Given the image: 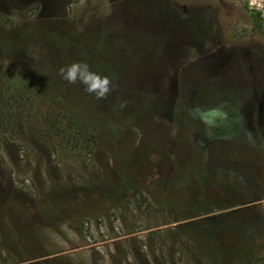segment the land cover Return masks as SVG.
Wrapping results in <instances>:
<instances>
[{
  "label": "rangeland",
  "instance_id": "obj_1",
  "mask_svg": "<svg viewBox=\"0 0 264 264\" xmlns=\"http://www.w3.org/2000/svg\"><path fill=\"white\" fill-rule=\"evenodd\" d=\"M0 264H264V0H0Z\"/></svg>",
  "mask_w": 264,
  "mask_h": 264
},
{
  "label": "clouds",
  "instance_id": "obj_2",
  "mask_svg": "<svg viewBox=\"0 0 264 264\" xmlns=\"http://www.w3.org/2000/svg\"><path fill=\"white\" fill-rule=\"evenodd\" d=\"M59 76L69 84L79 82L83 90L102 99L111 90V81L107 75L101 74L90 67L86 61H72L58 69Z\"/></svg>",
  "mask_w": 264,
  "mask_h": 264
},
{
  "label": "trees",
  "instance_id": "obj_3",
  "mask_svg": "<svg viewBox=\"0 0 264 264\" xmlns=\"http://www.w3.org/2000/svg\"><path fill=\"white\" fill-rule=\"evenodd\" d=\"M56 205H58V203H56ZM191 227V226H190ZM190 227H188V230H187V233H189V229H190ZM224 230H228V231H231L229 228H225ZM223 231H220V233H213V236H214V238H215V241H216V243L217 244H219V245H223V244H220V243H227L226 244V246L228 247V249H230L229 251L231 252V256L232 257H235L236 255H237V253L238 252H240V251H244V249H239V248H235L234 246H232V245H230L231 243H229V242H227V241H225L224 240V238L222 237V233ZM235 231H231V233H234ZM235 233H237V232H235ZM190 234V233H189ZM190 237H191V239L193 240V241H196V243H197V246H198V248H199V251H201L202 253H204L206 256H208V258H211L213 255L212 254H210V252H208L201 244H200V242L196 239V237H194L193 238V236L190 234L189 235ZM195 239V240H194ZM224 246V245H223Z\"/></svg>",
  "mask_w": 264,
  "mask_h": 264
}]
</instances>
